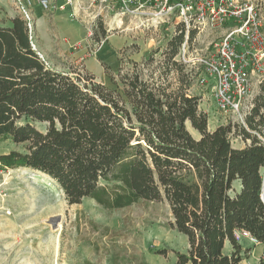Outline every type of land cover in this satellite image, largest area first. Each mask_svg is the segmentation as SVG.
I'll use <instances>...</instances> for the list:
<instances>
[{
	"label": "trees",
	"instance_id": "trees-1",
	"mask_svg": "<svg viewBox=\"0 0 264 264\" xmlns=\"http://www.w3.org/2000/svg\"><path fill=\"white\" fill-rule=\"evenodd\" d=\"M31 34L20 15L0 25V143L21 146L0 154V170L42 172L69 204L90 198L119 209L166 200L170 225L187 239L176 264H239L249 250L235 237L241 230L264 247V81L245 126L229 121L209 130L199 96L189 94L192 71L175 60L181 26L163 53L176 86L145 77L135 63L119 75L125 99L91 74L47 64ZM232 135L249 144L234 148Z\"/></svg>",
	"mask_w": 264,
	"mask_h": 264
},
{
	"label": "rangeland",
	"instance_id": "rangeland-1",
	"mask_svg": "<svg viewBox=\"0 0 264 264\" xmlns=\"http://www.w3.org/2000/svg\"><path fill=\"white\" fill-rule=\"evenodd\" d=\"M4 1L0 0V25L6 24L8 11L19 15L14 0L9 7ZM262 11L264 14V0ZM67 22L73 26L71 31L51 23L46 33L34 30L32 34L46 63L57 70L91 74L96 82L117 90L124 99L119 75L131 73L135 63L145 77L176 86L175 69L165 66L163 54L180 28L175 15L160 23L132 15L119 16L115 21L99 19L90 35L85 22ZM226 26L210 33H194L190 46L200 56H208ZM150 57L152 61H148ZM175 60L179 62L177 57ZM184 65L192 71L189 94L199 96L203 106H213L209 87L197 82L199 74L205 73L203 68ZM262 71L254 69L251 73L253 101L264 81ZM218 113L224 124L235 122L232 115ZM34 125L45 129L44 124ZM186 125L198 138L189 123ZM258 136L264 141V130ZM230 140L234 148L249 144L240 135H232ZM14 149L21 150V146L10 140L0 143V154ZM238 188L233 183V190ZM172 221L164 199L139 200L119 209H106L90 198L69 204L58 183L44 173L24 167L0 170V264H176V253L186 250L187 239L170 225ZM241 245L245 249L252 246L246 239ZM261 253H255L253 264H260ZM243 257L248 256L245 253Z\"/></svg>",
	"mask_w": 264,
	"mask_h": 264
},
{
	"label": "built area",
	"instance_id": "built-area-1",
	"mask_svg": "<svg viewBox=\"0 0 264 264\" xmlns=\"http://www.w3.org/2000/svg\"><path fill=\"white\" fill-rule=\"evenodd\" d=\"M34 3L45 12L62 11L72 21L85 22L89 35L99 19L115 21L119 16L132 15L160 23L175 15L185 32L176 56L178 61L200 65L205 73L199 74L197 82L209 87L216 110L232 115L237 124L245 126V117L253 106L251 73L263 69L264 75L262 0H14L31 33ZM225 26L214 44V52L208 56H200L190 46V32L210 33ZM32 48L35 50L33 43ZM235 237L252 245L259 244L244 230L236 232ZM258 261L264 263V249Z\"/></svg>",
	"mask_w": 264,
	"mask_h": 264
},
{
	"label": "crops",
	"instance_id": "crops-1",
	"mask_svg": "<svg viewBox=\"0 0 264 264\" xmlns=\"http://www.w3.org/2000/svg\"><path fill=\"white\" fill-rule=\"evenodd\" d=\"M4 2H5L4 4L7 5L8 7H9V4H12L11 0H5ZM31 11H32V19H33V21H32L33 22L32 34L34 33V30L36 32L38 30H43L46 33L48 26L51 23L53 26H55V28L60 29V30L64 29L66 31H71L73 28L72 24L67 22V21H70L69 17L66 15V13H64L62 11H56V12L48 13V12H45L43 9H41V7H39V5H37L36 3L33 4ZM16 15H18V14L15 12L8 11L7 12V20H6L5 25L6 26L9 25L10 20L13 17H15ZM263 31H264V20H263ZM32 34H31V37H32V43L34 45V48H35L36 52L39 53V55L45 60V56L37 49L36 44L33 41ZM199 108L202 111H204L208 116V128H209V130H214L217 126L224 124L222 122V119H221V114L218 113L214 104H213V106L209 105L208 107H207V105L203 106L202 100H201V102H199ZM237 148H240V147H237ZM234 183L237 186H239L238 181H235ZM263 249H264V247L259 245V244L258 245H252L249 248V250L246 252V255L248 257H244L239 262V264H253L255 262L254 261L255 253H257L259 250L262 252ZM226 251L229 252L228 245H226Z\"/></svg>",
	"mask_w": 264,
	"mask_h": 264
},
{
	"label": "bare ground",
	"instance_id": "bare-ground-1",
	"mask_svg": "<svg viewBox=\"0 0 264 264\" xmlns=\"http://www.w3.org/2000/svg\"><path fill=\"white\" fill-rule=\"evenodd\" d=\"M36 172H39V171H36ZM39 173H42V172H39ZM43 174V173H42ZM45 175V174H44ZM46 176H48V175H46ZM50 178V177H49ZM51 179V178H50Z\"/></svg>",
	"mask_w": 264,
	"mask_h": 264
}]
</instances>
